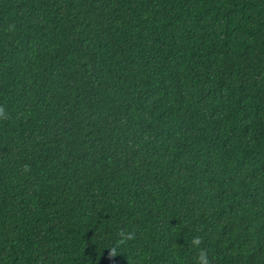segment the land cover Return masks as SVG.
Segmentation results:
<instances>
[{
	"label": "trees",
	"instance_id": "1",
	"mask_svg": "<svg viewBox=\"0 0 264 264\" xmlns=\"http://www.w3.org/2000/svg\"><path fill=\"white\" fill-rule=\"evenodd\" d=\"M0 109V264H264V0H0Z\"/></svg>",
	"mask_w": 264,
	"mask_h": 264
},
{
	"label": "clouds",
	"instance_id": "2",
	"mask_svg": "<svg viewBox=\"0 0 264 264\" xmlns=\"http://www.w3.org/2000/svg\"><path fill=\"white\" fill-rule=\"evenodd\" d=\"M3 110L2 109H0V112H2ZM201 241H200V239L197 237L194 241H193V243L194 244H199ZM115 254V251L114 250H110V253H109V255L111 256V255H114ZM200 260L202 261V264H206V254L205 253H203V252H201V255H200Z\"/></svg>",
	"mask_w": 264,
	"mask_h": 264
}]
</instances>
